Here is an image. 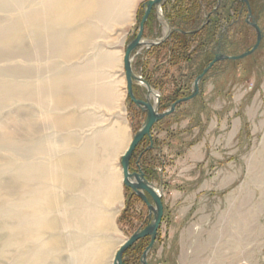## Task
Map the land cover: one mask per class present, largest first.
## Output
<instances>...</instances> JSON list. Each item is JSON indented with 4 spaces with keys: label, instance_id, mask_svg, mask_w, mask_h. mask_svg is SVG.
Segmentation results:
<instances>
[{
    "label": "rangeland",
    "instance_id": "1",
    "mask_svg": "<svg viewBox=\"0 0 264 264\" xmlns=\"http://www.w3.org/2000/svg\"><path fill=\"white\" fill-rule=\"evenodd\" d=\"M48 1L0 0V207L3 208L9 197H14V202L21 198L17 176L23 164L48 167L66 152L80 149L85 139L94 138L97 131L112 130L119 124L125 127L127 135H133L146 115L130 101L126 84L118 83L122 78L125 82L124 71L118 66L114 69L104 66L98 58L101 52L120 51L122 45L125 49L124 45L134 38L145 0L137 4L134 21L122 42L119 39L115 46H110L116 35L109 32L94 37L72 60H64L54 51L51 30L44 22L39 29L29 24L30 18L34 19ZM165 1L175 25L185 29L197 26L200 12L197 18L194 15L190 19L192 13L182 8L190 1L198 5L197 0ZM249 2L262 31L257 49L240 59L216 62L200 80L199 93L177 104L171 114L153 125L154 147L141 153L149 144L144 137L130 158V172L139 164L160 193L163 204L162 221L147 253L149 263L166 264V245L175 246L180 237L188 254L195 255L197 261L206 254L215 262L218 259L219 264H264V0ZM220 7L195 36L175 34L160 47L134 49L133 72L159 93L158 111H164L191 92L194 78L213 57V46L224 24L228 25V17L233 15L235 22L228 25L223 37V53L238 55L255 43V30L244 22L246 10L241 2L223 0ZM161 11L164 16L162 6ZM151 18L144 26L146 41L165 33L155 11ZM87 71L91 77L85 75ZM74 74L82 85L97 89L96 96L82 99L79 104L58 106L55 97L68 93ZM111 83L117 99L109 102L99 88ZM132 87L136 98L145 100L149 96L145 84L134 81ZM150 101L154 103L152 97ZM121 108L124 110L119 112ZM64 117L69 123L60 128L56 121ZM111 165L120 166L119 154L112 157ZM12 179H15L11 187L13 195L9 191ZM123 187L117 201L109 207L111 229L113 226L115 231L108 236L115 244L148 222L145 203L131 188L124 184ZM4 221L5 214L0 210V264H7ZM148 242L147 236L130 246L123 254V264H140ZM74 262L73 253L64 251L52 255L45 264Z\"/></svg>",
    "mask_w": 264,
    "mask_h": 264
},
{
    "label": "bare ground",
    "instance_id": "2",
    "mask_svg": "<svg viewBox=\"0 0 264 264\" xmlns=\"http://www.w3.org/2000/svg\"><path fill=\"white\" fill-rule=\"evenodd\" d=\"M142 1L49 0L34 19L30 18L29 24L39 29L44 22L51 30L54 51L64 60H72L94 37L109 32V35H116L109 42L110 46H115L119 39L122 42L128 26L134 21L137 4ZM62 27L68 31H63ZM122 48L101 52L100 63L113 69L118 66L123 72ZM85 75L91 77L88 71ZM71 77L74 79L70 80L68 93L55 97L58 106L79 104L82 99L96 96L97 89L93 91L82 85L75 74ZM118 83L124 86L125 82L122 78ZM114 88L111 83L99 90L110 102L117 99ZM159 96L151 88L149 99H154L153 107ZM56 123L65 128L69 122L64 117ZM133 135H127L125 127L119 124L112 130L97 131L94 138L85 139L80 149L66 152L48 167L33 163L19 167L21 198L14 202V197H9L8 205L0 207L5 214L2 227L7 264H45L52 255L64 251L73 253L75 264H108V260L111 264L115 251L127 238L115 244L108 236L115 231V227L111 229L112 210L109 207L117 201L120 189H124L121 166L113 167L111 159L118 154L121 157ZM13 182L15 179L10 182L12 195Z\"/></svg>",
    "mask_w": 264,
    "mask_h": 264
},
{
    "label": "water",
    "instance_id": "3",
    "mask_svg": "<svg viewBox=\"0 0 264 264\" xmlns=\"http://www.w3.org/2000/svg\"><path fill=\"white\" fill-rule=\"evenodd\" d=\"M239 1L246 4L247 16L245 18V22L255 30V34H256L255 43L249 49L245 50L244 52L238 55H227L222 51H220L217 47L213 52L212 59L206 64V66H204L202 71L194 78L191 92L187 96L181 97L175 100L174 102H172L170 106L162 112L158 111L157 106L153 107L149 99V96H147V98L143 100L136 98L133 93L132 85L134 81L143 82L146 85L149 94L151 87L145 80H143L141 77L136 76L135 73L133 72L131 63L134 54L132 53V51L140 46H145L147 50L153 44L165 40L171 33V28L168 25V22L165 21V18L161 11L162 0H145L143 3L144 12L139 21L137 33L134 36V38L131 39L125 45L122 63H123V71L125 76L126 93L130 101L133 102L135 105L139 106L143 111H145L146 115L140 128L136 131V133H134L128 148L121 155L120 166L122 170V183L125 186L131 188L135 192V194L138 197H140L141 200L145 203L148 210V222L143 228H138L137 230H135L120 244V246L117 248V250L114 253L112 264H123L122 257L124 252L130 246H132L138 239L147 236L149 237V242L141 253L140 264H152L147 261V253L155 242L157 230L159 224L161 223V218L163 215V204L161 200V195L160 193L156 192L155 190L156 188L154 187L153 183L146 178L145 173L142 171L140 165L139 164L137 165V169L135 171L132 172L128 171L130 165V158L137 144L141 139H143V137H147L149 140V144L144 149V151L152 149L154 147L153 139L151 135V128L153 127V125L159 120L163 119L165 116L171 114L175 110L177 104L194 98L199 93L200 80L216 62L224 59L236 60L248 56L257 49L262 39V31L259 25L257 24L255 17L251 13L248 0H239ZM152 7H154L155 13L157 14L159 25L165 27V33L159 39H155L153 41H146L142 37L143 27H144V23L148 19ZM204 24L205 22H203L201 26H203Z\"/></svg>",
    "mask_w": 264,
    "mask_h": 264
},
{
    "label": "flooded vegetation",
    "instance_id": "4",
    "mask_svg": "<svg viewBox=\"0 0 264 264\" xmlns=\"http://www.w3.org/2000/svg\"><path fill=\"white\" fill-rule=\"evenodd\" d=\"M210 1H212V4L211 5L208 3L209 1L207 2L206 0H197L198 5L193 4L192 1L183 4L182 5L183 10H185L186 13L187 12L188 13H192L189 16L190 19H192L194 15H195V18H197V16L199 15L198 12H200V21L197 24V26L194 27V28H191V29H185L184 28L183 30H180V29L177 28L179 26H177V25H175L173 23V21L171 19V16L169 15V13L166 10V7H165L166 6V1L165 0H162L161 6H162V9L164 10V16L169 21L168 23L171 26V33H170V35L165 40H163V41H161L159 43L153 44L149 48L151 49L153 46L160 47L162 45H165L169 40H172V36H173L174 33H180L183 36H189V37L195 36L198 33H200L209 24V20L211 19V15L213 16V13L214 12L219 11V9L221 8L220 6L223 3V0H210ZM248 3H249V6H251L249 0H248ZM241 4L243 5V7L246 10V13L243 16V20L245 22V18L247 16V7H246V4L245 3H242L241 2ZM208 6H209V9H207ZM154 11H155V9H154V7H152L151 8V11L149 13L148 19L151 18V15L153 14ZM251 13H252V11H251ZM148 19H147V22L149 21ZM203 22H205V24L203 26H201ZM234 22H235V17L233 15H231V17H228V25L232 26L234 24ZM228 25L227 24L226 25L224 24V29L222 30L221 34L217 36L218 38H217V40H216V42H215V44L213 46V48H214L213 49V52L215 51V49L217 47H218V49L220 51H222V52L224 51V48H223V37L225 35V32L227 30ZM144 26H145V23H144ZM144 28L145 27H143V31H144ZM162 36H160V37H157V36L152 37L150 41H153L155 39H159ZM142 37H143V33H142ZM170 51L171 50H169V52Z\"/></svg>",
    "mask_w": 264,
    "mask_h": 264
},
{
    "label": "crops",
    "instance_id": "5",
    "mask_svg": "<svg viewBox=\"0 0 264 264\" xmlns=\"http://www.w3.org/2000/svg\"><path fill=\"white\" fill-rule=\"evenodd\" d=\"M179 238L176 240L175 246L174 244L172 245L170 243L166 245V250L168 253L164 255L166 264H219L218 259L215 262L214 258L207 256L206 254L203 255V258L197 261L195 255L191 256L188 254L186 248L182 245V242H180ZM178 242L179 246L176 248Z\"/></svg>",
    "mask_w": 264,
    "mask_h": 264
},
{
    "label": "trees",
    "instance_id": "6",
    "mask_svg": "<svg viewBox=\"0 0 264 264\" xmlns=\"http://www.w3.org/2000/svg\"><path fill=\"white\" fill-rule=\"evenodd\" d=\"M177 28L180 29V30H183V29H184V28H182V27H180V26L177 27ZM175 34L182 35V34H180V33H174L173 36H174ZM173 36H172V38H173ZM182 36H183V35H182ZM144 149H145V147L142 149L141 153L145 152ZM132 154H133V153H132ZM131 157H132V156H131ZM130 160H131V159H130Z\"/></svg>",
    "mask_w": 264,
    "mask_h": 264
}]
</instances>
